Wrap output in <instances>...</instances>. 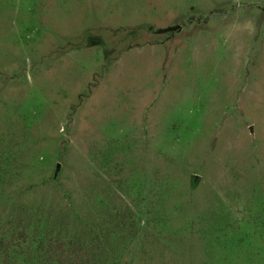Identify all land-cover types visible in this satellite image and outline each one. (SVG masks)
I'll return each mask as SVG.
<instances>
[{"label": "rangeland", "instance_id": "1", "mask_svg": "<svg viewBox=\"0 0 264 264\" xmlns=\"http://www.w3.org/2000/svg\"><path fill=\"white\" fill-rule=\"evenodd\" d=\"M0 264H264V0H0Z\"/></svg>", "mask_w": 264, "mask_h": 264}]
</instances>
